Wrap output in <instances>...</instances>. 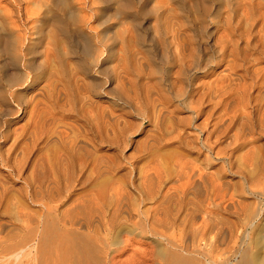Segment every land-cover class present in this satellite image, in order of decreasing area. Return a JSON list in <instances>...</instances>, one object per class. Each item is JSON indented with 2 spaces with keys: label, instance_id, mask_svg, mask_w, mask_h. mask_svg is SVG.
I'll list each match as a JSON object with an SVG mask.
<instances>
[{
  "label": "bare ground",
  "instance_id": "6f19581e",
  "mask_svg": "<svg viewBox=\"0 0 264 264\" xmlns=\"http://www.w3.org/2000/svg\"><path fill=\"white\" fill-rule=\"evenodd\" d=\"M0 110V264H264V0H0Z\"/></svg>",
  "mask_w": 264,
  "mask_h": 264
},
{
  "label": "rangeland",
  "instance_id": "374dc122",
  "mask_svg": "<svg viewBox=\"0 0 264 264\" xmlns=\"http://www.w3.org/2000/svg\"><path fill=\"white\" fill-rule=\"evenodd\" d=\"M174 4V3H172ZM184 19V18H183ZM157 24L159 26H164L163 20H158ZM215 23H212V25H214ZM91 25L96 29V31H100V26L98 25V20L95 21L94 19L91 20ZM130 27V23L125 22L124 23V27ZM190 32L191 35H193V31L192 30H188ZM222 31V29H220L218 32L220 33ZM124 36L126 38L130 37V34H124ZM98 39H103L102 38V33L99 34V36L97 37ZM194 39V36H193ZM197 41V39L195 38V42ZM146 43V46L148 48H151L148 43V39H146L144 41ZM129 43H132L131 40H129ZM130 47H141L139 45L135 46L134 43H132L130 45ZM116 48H120V44L117 43ZM145 48V47H143ZM114 63V61H113ZM5 111L4 110H0V115H4ZM186 114V113H185ZM14 117V116H13ZM143 114L141 112H138L136 114H134V116L132 115V121H133V127H132V138L135 139V141L130 138V140L127 141L129 145L126 146V148L129 147L128 150H126V153L132 155L133 159H138L140 157H142V149H144V143L145 141H147L148 139H151L150 137H152L155 133L156 130L149 125V121L147 119H143ZM18 119V118H17ZM202 119V117H199L198 119H195L194 122L198 123L200 120ZM143 121V122H142ZM16 125H18L19 123H21L20 120H17ZM203 137V133L200 134V140ZM188 141V144H183L184 146H174L173 145H164V146H160L159 148H155L153 150L157 151V155L160 158L163 166H172V164L174 163V159H176L179 155H184L187 157V159L189 161H191L192 163L190 165H194V164H201L206 166L208 169L212 170L213 172H217L215 173V175H219L222 178L228 179L232 185V187H239L242 183V179L239 178L237 175V173H235V171L237 170H245L244 166H239V167H234L233 165H231V167L228 166L227 163H216V161L213 160L212 156L210 157V159H206L204 155H207V153L205 154V152L201 151L198 149V143L196 142L195 139H191V138H186ZM226 141L224 140V146ZM255 144L259 145V142L256 141ZM136 148V149H134ZM226 150H230V148H226ZM260 150V149H258ZM127 154V155H128ZM235 158H237L235 156ZM210 160L209 164H206L208 161ZM250 163L255 164V161H252ZM253 197L251 196H245V201L243 206L246 207V205H250L252 206L253 204ZM176 200L174 197H172V203H174ZM188 206V205H187ZM243 207V208H244ZM245 210V209H244ZM222 212L220 213V216L224 217V220L219 223L221 228H226L229 227L230 225H237L238 223H240L242 217L245 214V211H243V209H238L237 212ZM264 215V212L263 214ZM260 228V226H259ZM256 236V235H255ZM256 239L258 240V238L256 237ZM255 239V240H256ZM254 249H258L259 251H262L264 249V242L258 240L255 244H254Z\"/></svg>",
  "mask_w": 264,
  "mask_h": 264
}]
</instances>
